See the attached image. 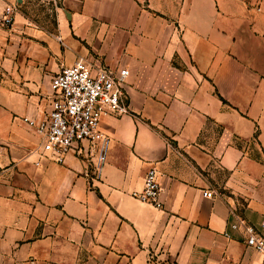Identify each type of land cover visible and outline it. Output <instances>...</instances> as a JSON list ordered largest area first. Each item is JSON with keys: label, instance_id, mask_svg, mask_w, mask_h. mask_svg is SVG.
Here are the masks:
<instances>
[{"label": "crops", "instance_id": "crops-1", "mask_svg": "<svg viewBox=\"0 0 264 264\" xmlns=\"http://www.w3.org/2000/svg\"><path fill=\"white\" fill-rule=\"evenodd\" d=\"M80 58L129 71L99 179L35 165L23 121ZM151 168L159 205L133 196ZM239 216L264 235V0H0V264H264Z\"/></svg>", "mask_w": 264, "mask_h": 264}, {"label": "built area", "instance_id": "built-area-1", "mask_svg": "<svg viewBox=\"0 0 264 264\" xmlns=\"http://www.w3.org/2000/svg\"><path fill=\"white\" fill-rule=\"evenodd\" d=\"M17 8L7 5L1 22L12 28ZM127 69H112L96 60L78 59L63 67L51 82L52 102L49 114L42 120L24 117L23 121L35 129L39 138V156L63 164L70 154L84 155L93 166L95 179L102 176L111 145L109 135L101 129L102 119L109 115L129 112L124 90ZM155 168L147 171L144 188L133 196L142 202L159 205L161 186ZM208 196V192L204 193ZM264 228V222L262 223ZM234 228L241 231L247 246L264 253V235L243 217L239 216Z\"/></svg>", "mask_w": 264, "mask_h": 264}]
</instances>
